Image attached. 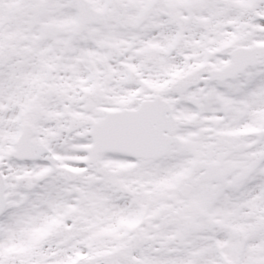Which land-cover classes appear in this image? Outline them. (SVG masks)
<instances>
[{"label":"snow or ice","instance_id":"obj_1","mask_svg":"<svg viewBox=\"0 0 264 264\" xmlns=\"http://www.w3.org/2000/svg\"><path fill=\"white\" fill-rule=\"evenodd\" d=\"M0 264H264V0H0Z\"/></svg>","mask_w":264,"mask_h":264}]
</instances>
